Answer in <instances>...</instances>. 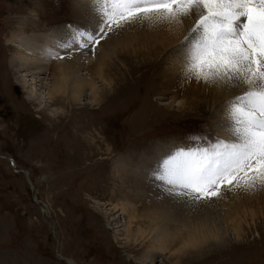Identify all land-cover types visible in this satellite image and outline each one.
I'll list each match as a JSON object with an SVG mask.
<instances>
[{
	"label": "rangeland",
	"instance_id": "1",
	"mask_svg": "<svg viewBox=\"0 0 264 264\" xmlns=\"http://www.w3.org/2000/svg\"><path fill=\"white\" fill-rule=\"evenodd\" d=\"M76 1L0 0V264H140L136 259L143 247H124L117 236L121 228H115L121 220L113 224L104 215L124 198L144 205L114 174L112 157L155 142L190 144L219 110L180 109L178 101L162 95L176 84H166L161 75L175 43L145 67L118 57L121 50L107 53L105 72L114 90L104 92L96 105L85 96L81 105L66 106L65 114L56 116L46 101L47 79L34 86L27 79L24 88L15 81L5 41L32 14L40 33L83 20ZM37 3L42 7L34 13ZM32 30L28 24L26 32ZM29 90L41 107L28 99ZM236 209L244 215L245 208ZM259 216L252 217L254 226L242 241L229 233L226 244L203 249L206 254L188 264H264V219Z\"/></svg>",
	"mask_w": 264,
	"mask_h": 264
},
{
	"label": "snow or ice",
	"instance_id": "2",
	"mask_svg": "<svg viewBox=\"0 0 264 264\" xmlns=\"http://www.w3.org/2000/svg\"><path fill=\"white\" fill-rule=\"evenodd\" d=\"M92 7V15L81 10L83 20L60 26L61 39L46 51L49 63L60 62L52 90H73L81 68L68 62L81 57L94 66L100 51L126 33L182 29L173 65L177 89L214 95L218 115L190 144L155 142L111 162L154 218L195 228L178 253L218 245L223 229L216 217L228 211L222 205L264 194V0H93ZM104 72L101 64L91 81L103 84L94 102L114 87Z\"/></svg>",
	"mask_w": 264,
	"mask_h": 264
},
{
	"label": "bare ground",
	"instance_id": "3",
	"mask_svg": "<svg viewBox=\"0 0 264 264\" xmlns=\"http://www.w3.org/2000/svg\"><path fill=\"white\" fill-rule=\"evenodd\" d=\"M92 3L93 0L76 1V5L80 9L86 10L88 15L94 13ZM36 19L39 21L36 15L32 14L28 20L18 22L16 28L13 29L11 33L8 32L5 41L7 49L10 52L8 64L12 73L15 75V81L21 85L22 88L27 86V79L31 80L33 86L35 83L47 79L48 82L45 84L43 83V86H45V95L47 97L46 101L49 103V107L50 109L52 108L55 115L60 112L62 116L65 114L64 107L74 106L75 108V106L81 105L82 99L85 96L90 98V102H88L89 105H96L99 103V100L94 102L93 94L97 86L91 81L97 80L96 68L101 65L107 53L111 55V52L114 50H117V52L121 50L119 53H116L118 57H123L124 60L126 58L132 59L135 63L143 67L149 66V64L159 59L170 46L172 47L177 43L178 39L181 38L180 33L182 32V29H160L156 31L139 30L135 33L129 32L125 34L122 41H113L109 43L105 49H102L94 66L85 64L84 59L81 57L69 61L68 63L73 65L78 63L83 74L80 75L81 72L78 74V78L73 84V90L65 94V92L59 90V88H57L56 91L52 90L54 87L53 81L60 72V62L49 63L46 56V51L61 39L60 27L51 32L49 31V33L47 32L48 34L40 33L36 22H34ZM28 24L33 28L31 33L26 32V26ZM11 45L13 47H10ZM104 61L103 65H106ZM176 63H178V58L175 55V50H173L171 52L169 66H166L161 73L166 84H169L171 80H176L173 71V65ZM109 65L110 64L107 66ZM107 73L108 70L104 72V75L114 84L113 78ZM97 83L102 84L100 81ZM114 87H112L109 92L113 91ZM26 94L31 102H37L36 92L29 90ZM163 94L170 96L172 101H178L177 104H179L178 108L180 107V109H185L186 107L194 109L195 107V109L201 111L200 109H213L215 106L218 109L220 108L219 100L214 95H210L205 90L198 89L195 86H184L177 89V81L175 85L171 87L168 86L164 89L162 95ZM104 96L106 95L103 94L100 98L103 99ZM37 106L41 107L39 102H37ZM218 113L219 110L216 115H218ZM25 176H27V174ZM27 181L29 183V180ZM34 199V202L38 203L36 198ZM124 200L125 201L119 205L113 204L109 206L110 209L108 212H104V215L108 216L109 221L113 224H118L116 221L119 219L121 220L120 225L115 228H121L117 236L121 238L120 241L124 242V247H143L142 251L140 250L141 253H139V257L136 259L140 264H156L157 259H162V261H164V263L166 261L167 264H188L190 260L200 258L202 257L201 255L206 254V250L203 249H209V246L217 245L213 242L196 250V252L194 251L195 253L193 251L178 253L176 250L180 248L187 239L192 237V233L195 231L194 227H189L183 223L177 224L169 222L162 218H154L150 211L143 206V203H140V208L136 207V204L139 203L137 199L129 201L127 198H124ZM258 204H264V194L258 197H244L243 199H238L234 207L231 205H222V207H227L228 211L224 213L222 218L216 217L219 221L218 226L223 229V232L220 234V243L217 246H223L227 243L229 233L235 240L242 241L246 236V230H249L251 228L250 226H254L255 222L252 220V217L260 215L259 217L264 219V208H258L256 210L254 206ZM104 206H106V204H104ZM236 208H245L244 215L241 216ZM96 209L98 211L100 210L99 207ZM116 213L117 215H115ZM248 217H251V222H245ZM182 229L183 231H181ZM214 230L215 229H213V231ZM237 234H239L240 239H236ZM117 240L119 239H116V241ZM153 257H155V259H153Z\"/></svg>",
	"mask_w": 264,
	"mask_h": 264
},
{
	"label": "water",
	"instance_id": "4",
	"mask_svg": "<svg viewBox=\"0 0 264 264\" xmlns=\"http://www.w3.org/2000/svg\"><path fill=\"white\" fill-rule=\"evenodd\" d=\"M6 160H8L11 164H12V166H13V163H12V161L11 160H9V159H6ZM23 174H25L26 175V172L25 171H21Z\"/></svg>",
	"mask_w": 264,
	"mask_h": 264
}]
</instances>
